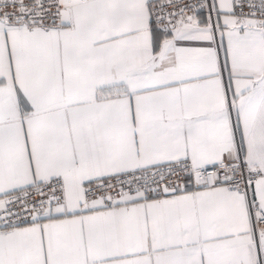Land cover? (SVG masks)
I'll use <instances>...</instances> for the list:
<instances>
[{"label": "snow or ice", "instance_id": "snow-or-ice-1", "mask_svg": "<svg viewBox=\"0 0 264 264\" xmlns=\"http://www.w3.org/2000/svg\"><path fill=\"white\" fill-rule=\"evenodd\" d=\"M0 264H264V0H0Z\"/></svg>", "mask_w": 264, "mask_h": 264}]
</instances>
